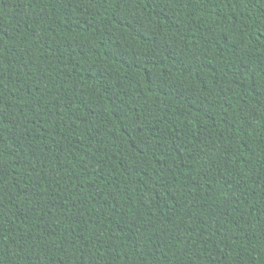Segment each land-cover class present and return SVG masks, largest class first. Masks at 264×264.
<instances>
[{"label":"trees","instance_id":"obj_1","mask_svg":"<svg viewBox=\"0 0 264 264\" xmlns=\"http://www.w3.org/2000/svg\"><path fill=\"white\" fill-rule=\"evenodd\" d=\"M0 264H264V0H0Z\"/></svg>","mask_w":264,"mask_h":264}]
</instances>
